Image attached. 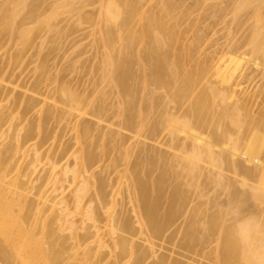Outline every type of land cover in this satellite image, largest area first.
<instances>
[{
	"label": "bare ground",
	"instance_id": "obj_1",
	"mask_svg": "<svg viewBox=\"0 0 264 264\" xmlns=\"http://www.w3.org/2000/svg\"><path fill=\"white\" fill-rule=\"evenodd\" d=\"M46 1H0V49L3 33L18 40L15 52L6 51L8 68L19 58L24 60L25 47L34 45L39 37L35 38L34 32L57 31L53 21L57 10L69 7L74 12L70 16L78 14L77 25H95L90 33L94 36L91 44L101 55L95 62L99 64V82L92 84L91 91L78 92L69 85L72 82L58 78L59 72L48 74L52 68L45 66L44 57L32 68L39 77L34 75L35 81L29 84L31 95L24 92L27 97L23 99L20 93L16 100H22L15 101L14 94L9 98L5 92L3 96V90L16 92L17 87L4 73L8 65L6 70L0 68V259L5 264H189L193 255L210 264H264V115L253 116L257 107L252 104L259 97L248 94L250 100L253 98L250 103L248 96L244 99L246 92L240 84L231 86L228 74L220 75L212 59L202 60V55L194 59L201 37L181 41L182 22L179 16L177 23L175 12L182 0H148L146 7L143 0H52L40 13V5ZM209 1L214 2L220 17L231 14L236 18L249 10V16L240 22L249 30L242 45L249 47L247 60L254 61L264 75V0L195 3ZM97 3L93 16L85 11ZM44 83L54 86L50 91L45 88L48 95L40 92ZM111 94L115 102L106 103ZM9 99H14V108L6 106ZM16 104L22 107L18 109ZM173 105H177L176 111H172ZM109 111L111 117L107 116ZM28 114L37 116L34 124L29 125L31 118L25 120ZM18 115L20 122L14 121ZM248 118L249 128L245 126ZM111 119H118L113 121L117 124ZM51 120L66 121L68 133L74 135L69 136L71 144L70 140L61 144L62 148L69 144L63 150L58 144L61 151L54 152L59 153L57 158L41 151L54 139L47 130ZM23 121L27 125H21ZM104 121L111 122L106 131ZM112 125L119 131L111 130ZM145 129L146 137L141 133ZM122 130L131 136L126 137ZM140 133L143 140L149 138L156 146L147 145L149 139L140 141ZM162 146L166 150H161ZM115 147L120 157L111 156ZM136 149L139 161L130 165ZM48 150L51 153V148ZM106 152H110L109 157ZM104 154L111 157L107 168L114 171L123 162L126 187L121 186L123 180L116 189L106 177L96 176L94 166L104 160ZM18 155L23 164L18 163ZM42 155L47 157L46 163ZM118 171L116 174L121 173ZM215 185L221 189L218 192L224 191V199L223 193L217 196L213 192L216 188L211 186ZM125 188L131 205L128 211L123 199L118 204L116 199ZM30 190L35 198H29ZM125 212L130 213L126 216ZM164 243L176 250L158 254ZM178 248L186 255L176 253Z\"/></svg>",
	"mask_w": 264,
	"mask_h": 264
},
{
	"label": "rangeland",
	"instance_id": "obj_2",
	"mask_svg": "<svg viewBox=\"0 0 264 264\" xmlns=\"http://www.w3.org/2000/svg\"><path fill=\"white\" fill-rule=\"evenodd\" d=\"M1 1V0H0ZM28 1H30V0H28ZM52 0H47L45 3H44V5H43V3L41 4V5H43V7H41V5H40V8H41V10L40 9H38V10H40L39 12L41 13V11H43L42 10V8L44 9V8H47L48 7V3H50ZM148 0H143V3L145 4V7L147 6V4H148V2H147ZM181 1V0H180ZM195 1H198V0H182V2H180L181 4L183 3V5L181 6V5H179V11H177V12H175V16H176V18H175V20L177 21V23H180V22H182L181 23V29H180V27H179V29L181 30V32L183 33H181L182 35H181V38L182 39H184V40H182L181 39V41H185L186 40V42L187 41H192V40H194V37L195 36H200L201 37V39H200V43H199V51H198V49L196 50V52L195 51H193L194 53H195V55L196 56H194V59H196V60H199V58L200 57H198L197 58V56H201V57H203V58H200V59H202V60H204L205 58L206 59H212V63L214 64V67H215V69L217 70V72L218 73H220V75H225V74H228V79H229V84L231 85V86H236V84H240V88L242 89V91H243V93H245L244 95H243V97H245L244 99H246V96H248V94L249 95H251L250 97H252V96H256V97H259V98H251V100L253 99V101H255L254 103H253V101H252V104H253V107H254V109L257 107V111L256 110H253V113L255 112V115H253V116H257L258 118H260V117H262L263 115H264V75H261L260 74V71L258 70V69H256L255 68V63H254V61H248L247 60V58H248V56H246L247 55V51H248V49H249V47L248 46H243L242 45V41H244V40H246V36H248L249 34V30L248 29H246V27H248L246 24L244 25V26H241L240 25V22H243L248 16H249V10H246V11H243V12H240L241 14H239V15H237L236 16V18L235 17H233L231 14L229 15V16H223V17H220L221 15L220 14H217L216 12H215V8H213V1H209V2H207V3H204V4H200V3H198V5H197V2L195 3ZM47 5V6H46ZM181 6V7H180ZM225 6V4H222V7H224ZM99 7V4L97 3V4H95V5H91V6H88L87 8H86V10H85V8H84V10L87 12L88 11V13L90 14V15H94V14H91V12H94V11H97V9L96 8H98ZM96 9V10H95ZM187 9V10H186ZM84 10L82 11V12H84ZM182 10L184 11L183 13H185V16H186V18H185V16L183 15V13H182V15H180L181 14V12H182ZM52 10H49V12H51ZM181 11V12H180ZM38 12V13H39ZM48 12V11H47ZM71 11H70V8L69 7H64V8H60V9H58L57 10V15L55 16V18H54V23L56 24V28H57V31L55 30V31H52V32H48L47 30H45L44 29V31L42 32V31H39V34H41V35H38V32L36 31V29H34V31H36V32H34L35 33V38L37 37V36H39V37H37L36 38V40L33 42L34 43V45L33 44H31V45H29V46H27V47H25V49H24V51H25V54H24V52L22 53V56H21V58L23 57V59L24 60H20V58H19V60L17 61L18 63H19V61H20V65L17 63V62H15V63H13V66H12V64H11V67L12 68H8L9 67V65L6 63L8 60H6V55L10 52V54L12 53V52H15L16 50L15 49H17V44H16V42L18 41L17 39H16V37L15 36H9V34H5V33H3V47H2V49H0V68L1 67H4L5 68V66L6 65H8V66H6V68H7V70H6V68H5V70L7 71H5L4 73H8V76L10 77V78H8L7 80L8 81H12L13 82V85H16V87L17 88H14L15 90H16V92H11V93H9L8 91H6V90H3L4 91V94H3V96L4 95H6L5 94V92H7V94H9V98H11V97H13V96H11L12 94H14V99H15V101H20V100H22V98L23 97H27L26 96V94H24V92H26L27 93V95L31 92V89H29L28 87H32V86H30L31 84H33L32 82L33 81H35V79H36V76H34V75H36L33 71V69H34V67L35 66H37V65H35L36 64V61H39V62H41L40 60L42 59V58H44L45 57V59L47 58V56H49L46 60L44 59V62H46L45 63V66L48 64V66H46L47 68H52L51 70H50V72H51V74H50V72L48 73L49 75H52V73H54V75L56 74V73H58V78L59 79H61V80H63L64 81V83H65V80H66V82L69 84V81H70V83L71 84H69L70 86L71 85H73L72 87H74V88H77V90H78V92L79 91H86V92H88V91H91L92 90V88L94 89V86H95V84H97L98 82H97V80H98V77L100 76V72H99V70L97 69V67L99 66V64H97L98 62H99V60H100V58H101V55L99 54V53H96L97 52V50L96 49H98V48H96L97 46H95L94 47V45L93 44H91L92 43V41H93V39H94V36L92 35L91 36V33H93V29L95 28L94 26H92L91 24L92 23H81L80 25H77V15H75L76 17H72V15L70 16L69 15V13H70ZM85 12V13H86ZM24 13H26V9L23 11V13H22V15H24ZM59 13V14H58ZM73 15H74V12H71ZM76 13V12H75ZM97 13V12H96ZM96 13H95V15H96ZM180 13V14H179ZM187 13V14H186ZM47 14L49 15V13H46L45 15L47 16ZM88 14V15H89ZM50 15H52V12H51V14ZM220 15V16H219ZM246 15H248V16H246ZM58 16V17H57ZM179 16H180V18H181V20H180V18H179ZM184 16V17H183ZM239 16V17H238ZM242 16V17H241ZM246 16V17H245ZM96 17V16H95ZM242 18V19H241ZM179 20H180V22H179ZM75 21V22H74ZM176 21L174 22V21H172L173 23H176ZM73 22H74V26H73ZM250 22V21H249ZM248 22V23H249ZM254 21H253V25H254ZM250 24H252V21H251V23ZM33 25V24H32ZM32 25H30V26H32ZM73 26V27H72ZM92 26V27H91ZM137 26V25H136ZM72 27V28H71ZM65 28V29H64ZM240 28V29H239ZM244 28H245V30H244ZM92 29V30H91ZM66 30V31H65ZM184 32H183V31ZM0 31H1V28H0ZM46 31V32H45ZM71 31V32H70ZM73 31H74V33H73ZM92 31V32H91ZM251 31H252V29H251ZM48 32V33H47ZM91 32V33H90ZM263 32H264V29H263ZM42 33H43V35H42ZM68 33V34H67ZM87 33V34H86ZM37 34V35H36ZM49 34V35H48ZM48 35V36H47ZM251 35V34H250ZM14 37H15V39H14ZM41 37V39H39ZM43 37V38H42ZM250 37V36H249ZM248 37V38H249ZM92 40V41H91ZM203 42H202V41ZM248 40V39H247ZM42 41V42H41ZM43 41H44V43H43ZM54 41V42H53ZM237 41V42H236ZM36 42V43H35ZM55 43V44H52V43ZM186 42H184V43H186ZM235 42V43H234ZM39 44L40 46L42 45V43H43V47L41 46V48L38 46V45H35V44ZM181 43V42H180ZM234 43V45L232 46V47H230L232 44ZM90 45V46H89ZM32 46H33V48H32ZM35 46V47H34ZM52 46H54V47H52ZM91 46H93V47H91ZM16 47V48H15ZM31 47V48H30ZM37 47V48H36ZM91 47V48H90ZM51 48V49H50ZM55 48V49H54ZM92 48H94V49H92ZM40 50V53L38 54L37 52H38V50ZM11 50V51H10ZM37 50V51H36ZM43 50V51H42ZM6 51H9V52H6ZM102 50L100 49V52H101ZM36 52V53H35ZM78 52H80L81 53V55H80V53H78ZM99 52V51H98ZM7 53V54H6ZM49 53V54H48ZM43 54H45L44 56H43ZM98 54V55H97ZM193 54V53H192ZM198 54V55H197ZM5 55V56H4ZM36 55V56H35ZM37 55H39L38 56V58H37ZM77 55H78V57H77ZM96 55V56H95ZM99 55H100V58H98L99 57ZM194 55V54H193ZM5 57V60H4V58H2V57ZM34 56V57H33ZM43 56V57H42ZM81 56V57H80ZM77 57V58H76ZM97 57V58H96ZM205 57V58H204ZM76 58V59H75ZM95 59V60H94ZM97 59V60H96ZM32 61V62H31ZM33 61H35V63L33 62ZM92 61H93V63H92ZM5 64H4V63ZM48 62V63H47ZM91 62V63H90ZM95 62H97V63H95ZM2 63V64H1ZM38 63V62H37ZM15 64H16V66H15ZM39 64V63H38ZM96 64V65H95ZM35 65V66H34ZM55 66L54 67V69H53V67L52 66ZM91 67L92 66V68H90L89 66ZM96 69H95V68ZM33 68V69H32ZM13 71H12V70ZM49 69H46V70H48L49 71ZM55 69H56V71H55ZM33 70V71H32ZM90 70V71H89ZM95 70V71H94ZM98 70V71H97ZM12 71V72H11ZM97 71V73H95ZM32 72V73H31ZM37 72V71H36ZM90 72V73H89ZM13 73V74H12ZM18 73V75L20 76V77H18V75H16ZM38 73H39V71H38ZM94 73V75H93V77L92 76H90V75H92V74ZM21 74V75H20ZM33 74V75H32ZM47 74V75H48ZM5 76H7L6 74H4ZM40 75V74H39ZM47 75H46V80H49V79H47ZM63 75V76H62ZM65 75V76H64ZM16 76H17V78H16ZM37 76H38V74H37ZM61 76H62V78H61ZM67 76V77H66ZM12 77V78H11ZM39 77V76H38ZM6 78V77H5ZM48 78H49V76H48ZM89 78H93L92 80L93 81H91ZM17 79V80H16ZM100 80V79H99ZM23 81H24V84H26L27 82H28V84H26V85H24L23 84ZM89 81V82H88ZM91 81V82H90ZM94 81H95V83H94ZM44 82V81H43ZM46 82V81H45ZM48 84H50L49 83V81L47 82ZM45 84L46 86H42L41 87V89H43V90H41L40 89V92L42 91V93H45L44 91H45V88H48V89H46V91H50V89H51V87L53 86H47L48 84ZM80 83V84H79ZM87 83V84H86ZM89 83H91V84H89ZM30 84V85H29ZM43 84V83H42ZM41 84V85H42ZM92 84H94V86L92 85ZM25 86V89L24 90H22L23 88H24V86ZM29 85V86H28ZM55 85V84H54ZM88 85H90V86H88ZM19 86V87H18ZM22 86V87H21ZM83 86V87H82ZM87 86V87H86ZM11 87H13V86H11ZM11 87H9L10 89H11ZM21 87V88H20ZM54 87V86H53ZM53 87H52V89H53ZM79 88H81V89H79ZM90 88V89H89ZM13 89V88H12ZM17 89H18V91H17ZM84 89V90H83ZM88 89V90H87ZM28 90H30V92H28ZM245 90V91H244ZM2 92V91H1ZM18 92H19V95H18ZM20 93H23V96H22V98L20 99V100H16L17 98L16 97H21V94ZM49 94V92H46L45 94H43V95H46V94ZM1 94V95H2ZM11 94V95H10ZM16 94V95H15ZM47 94V95H48ZM18 95V96H17ZM25 95V96H24ZM29 95H31V93L29 94ZM32 95H33V93H32ZM38 95H40V94H38ZM38 95H36L37 97H38ZM246 95V96H245ZM3 96H0V97H3ZM35 96V97H36ZM40 96H42V95H40ZM40 96L38 97V98H40ZM115 96V95H114ZM42 97H46V96H42ZM250 97L248 96V99H249V101H250V103H251V100H250ZM4 98H6V97H4ZM2 99V98H1ZM13 99V100H14ZM23 99H25V98H23ZM28 98H26V100H27ZM42 99V98H41ZM110 99V100H109ZM107 98V101H106V103H110V104H112V103H114L115 102V100H113L114 99V97H112V94L110 95V98ZM247 99V100H248ZM262 99V100H261ZM13 100H10L9 99V101H11V103L9 102V104L8 105H6V106H11V108H14L13 106H15V104H14V102H13ZM25 100V101H26ZM109 100V101H108ZM258 100H260V101H258ZM8 101V100H7ZM6 100H5V103L7 102ZM25 101H24V103H23V101H21L22 102V104H24L25 105ZM249 101H247V102H249ZM47 102H48V100H47ZM50 102H52L51 100H50ZM50 102H48V103H50ZM3 103H4V101H3ZM14 105H13V104ZM18 103V102H17ZM21 103H20V105H22ZM260 104V105H259ZM17 105V107H18V105L19 104H16ZM248 105H249V103H248ZM251 105V104H250ZM248 106V107H252V106ZM260 106V107H259ZM22 107V106H21ZM20 107V108H21ZM173 107H174V109L172 108V111H176L177 109H178V107H177V105H173ZM252 107V108H253ZM19 107H18V109H20ZM251 108V109H252ZM260 108V109H259ZM250 108H248V110H249ZM263 110V111H262ZM19 111V110H18ZM17 112V111H16ZM110 112V113H109ZM108 113H107V116L109 115V117H111L110 115H111V111H109ZM32 113V112H31ZM33 114H35L36 115V113H33ZM20 115H18V117H19ZM29 116H32L31 114H28L25 118H27V119H25V120H28V122H29V119L31 118V117H29ZM21 117V116H20ZM14 118V121L16 120V122H17V120L20 122V121H22V117L21 118ZM33 117V116H32ZM87 118H88V116H87ZM90 118V117H89ZM88 118V119H89ZM255 119L254 120H256L257 118L256 117H254ZM21 119V120H20ZM34 119V121L33 122H31L32 120ZM37 119V116H35V118H31L30 119V122H29V125H31L30 123H32V124H34V122H35V120ZM94 120V119H93ZM112 120V122L114 121H116V120H118V119H111ZM37 121V120H36ZM248 121V122H247ZM249 118L246 120V122H247V124H245V126L246 127H248L247 125H249ZM256 121H258V119L256 120ZM255 121V125L257 124V122ZM26 122V123H25ZM54 122V123H56V125L55 124H53V125H51L52 123ZM51 122H49V124L47 125V130H48V128H49V130H51L50 132L51 133H53V134H49V130H48V135H50V136H52V137H50V139L51 138H54V139H52V140H49V141H47L46 143H48V144H46L45 143V145H48V146H44V148L43 149H41V151H43L44 150V154L45 155H48V154H50V156H51V154L52 153H54V152H60L61 150H60V146H61V144L62 143H66V142H68L69 140H70V137L69 136H74V135H72L73 134V132L71 133V134H69L68 133V127H66V125H67V123H66V121H61L60 123H58V120H56V122L54 121V120H51ZM113 122V123H114ZM117 122V121H116ZM259 122V121H258ZM23 123H25L26 125H27V121H23L22 122V124L21 125H24ZM102 124H103V128H104V130L106 129V130H108L107 129V127H108V125L111 123V122H109L108 123V121H107V123L104 121V122H101ZM114 124H117V123H114ZM44 126H45V124H43ZM44 126H43V128H44ZM107 126V127H106ZM116 125H112L111 127H114V128H112L111 130H113V131H115L116 130V128H118L117 126L115 127ZM21 127V126H20ZM110 127V128H111ZM246 127H244L245 129H246ZM46 128V127H45ZM58 128V129H57ZM66 128H68V129H66ZM249 128V127H248ZM247 128V129H248ZM44 130H46V129H44ZM105 130V131H106ZM67 131V132H66ZM70 131V130H69ZM116 131H119V129H117ZM123 131V130H122ZM145 131H146V133H145ZM145 131H143L142 130V132L141 133H143L144 135H145V137L148 135V132H147V129H145ZM232 131H235L234 129H232ZM47 131H45L44 133H46ZM61 132H63V133H61ZM124 132V131H123ZM21 133H23L22 131H21ZM43 133V134H44ZM67 133V134H66ZM140 133V134H141ZM125 134V136L126 137H130L131 136V134L129 133V132H127L126 131V133L124 132L123 133V135ZM127 134H129V135H127ZM47 135V134H46ZM54 135V136H53ZM62 135V136H61ZM63 135H64V137H63ZM65 135H67L66 137H65ZM132 136H133V134H132ZM142 134L140 135V137H139V140L141 141H145V140H143L142 138ZM144 137V136H143ZM144 137V138H145ZM161 137V136H160ZM163 137V136H162ZM65 138V139H64ZM49 139V138H48ZM149 139V138H148ZM148 139H146V141L148 140ZM131 140V139H130ZM152 141V143L150 142V141ZM148 141H147V145H150V144H152V146H153V144H154V141L153 140H151V139H149ZM159 140V139H158ZM63 141V142H62ZM72 141H73V139H72ZM132 141H134V140H132ZM145 141V142H146ZM69 143V142H68ZM72 142H71V140H70V143L69 144H71ZM128 143H131V141H129ZM162 143H164V140L162 141ZM50 144H52V146L50 145ZM60 146H59V145ZM68 144V145H69ZM68 145H65V146H68ZM146 145V144H145ZM144 145V146H145ZM65 146H63V148H62V146H61V148H62V150L64 149V147ZM154 146H156V144H154ZM58 147V148H57ZM147 147V146H146ZM149 148H150V146H148ZM159 147V146H158ZM157 147V148H158ZM163 148L161 149V150H166V147H164V146H162ZM42 148V147H41ZM48 148H51V150H50V152L51 153H47V151H49L48 150ZM56 148V149H55ZM117 147H115V149L113 150V151H111V156L112 157H120L121 155H119V150L118 151H116L117 149H116ZM155 148V147H154ZM46 149V150H45ZM97 149V148H96ZM99 149V148H98ZM54 150V151H53ZM56 150V151H55ZM57 150H60V151H57ZM159 150H160V148H159ZM40 151V152H41ZM46 151V152H45ZM96 152H100V151H98V150H96ZM116 154H115V153ZM120 152H124L122 149H120ZM42 153V152H41ZM47 153V154H46ZM110 153V152H109ZM109 153H105V154H107V156L109 157ZM114 153V154H113ZM121 153V154H122ZM134 153H138V151H137V149L136 150H134L133 151V157H131V159H129V164L130 165H133L134 163H136V162H138L139 161V159H138V157L136 156V154H134ZM32 153H29V156H28V158L30 157V155H31ZM55 154V153H54ZM57 154H58V157H59V153H56L54 156H56V158H57ZM104 154V156L103 155H101V158H102V160H103V158H104V160L103 161H101V159H100V163H102L101 165H100V163H98V164H96V166H94L93 168L95 169H93V171L94 172H98L97 173V175L96 176H99L100 174L102 175V176H104L103 178H105L106 180H107V183L111 186H114V185H116L115 187H116V189L120 186L119 184L121 183V186H122V184L125 182V183H127L125 180V178H122V175H123V170H122V168L124 169V167L122 166L123 165V162L121 163L122 165H120L119 166V168H117V170H119V171H121V173H119V171H118V173L119 174H116L117 173V170L116 171H114V170H112L111 168H107V165L109 164L108 163V160L109 159H111V157L110 158H108L106 155ZM114 156H113V155ZM61 155V154H60ZM44 155H42V158H44V159H42V160H44V161H42L41 162V164L44 162V163H46L47 162V157H43ZM49 156V155H48ZM103 156V157H102ZM18 157H21V155H18ZM51 157H53V155L51 156ZM137 157V158H136ZM55 158V157H54ZM56 158H55V160H56ZM106 158V159H105ZM30 159V158H29ZM53 159V158H52ZM134 159V160H133ZM26 160V159H25ZM106 160V161H105ZM136 160V161H135ZM110 161V160H109ZM70 162V161H69ZM133 162V163H132ZM18 163H24L23 162V158L21 157V159L18 161ZM25 163H26V161H25ZM71 163V162H70ZM104 165H105V167H104ZM42 166H43V164H42ZM42 166H40L39 167V169L40 168H42ZM128 167H130L129 165H128ZM107 168V169H106ZM112 170V171H111ZM111 171V172H110ZM93 172V173H94ZM111 173V174H113V175H111V174H106V173ZM156 173H158V171H155ZM102 173H105L104 175L102 174ZM156 173H154V174H156ZM42 175V174H41ZM106 175V176H105ZM119 175V176H118ZM37 176V175H36ZM101 176V177H102ZM35 179L36 177H35V175L33 176V177H31V179ZM117 178V179H116ZM33 179V180H34ZM116 179V180H115ZM94 180V179H93ZM110 180L112 181V182H110ZM120 180L122 181V182H120ZM116 182V183H113V182ZM91 182H92V179H91ZM94 182H95V180H94ZM93 182V183H94ZM118 182H120L119 184H118ZM124 183V184H125ZM123 184V187H126L125 185ZM213 185V184H212ZM111 186V187H112ZM122 187V188H123ZM209 187H210V185H209ZM208 186H207V190H209L210 188H209ZM218 187V188H217ZM216 187V185H215V187L213 186H211V188L213 189V188H216V189H214L213 190V192H215V193H217V196H218V194L221 192H218L219 190H221V189H219L220 187L219 186H217ZM188 188V187H187ZM190 188V189H189ZM188 189H189V191H193L194 189L192 188V187H189ZM109 190L111 189L110 187L108 188ZM113 189V188H112ZM187 189V190H188ZM124 189H122V191H121V193H123V194H125V193H127V191H126V188H125V190L123 191ZM125 192V193H124ZM33 191L31 192V190H30V194H29V198H33L34 196H33ZM120 193V194H121ZM214 193V195L216 196V194ZM221 193H223V194H221V196H222V199H224V197H223V195H224V191L223 192H221ZM120 194H118V195H120ZM123 194H121L122 195V197H116V199H117V204H118V202H120L122 199V201H121V203L123 202V206H124V208H125V210H127V209H130L131 210V205L129 204V197H128V195L127 194H125V196L123 195ZM211 191H210V196H211ZM118 195H116V196H118ZM127 196V197H126ZM213 196V195H212ZM226 196V195H225ZM124 197H125V199H124ZM35 198V197H34ZM120 198H121V200H120ZM226 198H228L227 196H226ZM221 199V198H220ZM118 200H120V201H118ZM126 200H128V201H126ZM202 200V199H201ZM200 200V201H201ZM218 200H219V198H218ZM227 200V199H226ZM220 201V200H219ZM222 201V200H221ZM225 201V200H224ZM127 202V203H126ZM126 205V206H125ZM127 205H129V206H127ZM128 207V208H127ZM119 208V206L117 207V209ZM213 209H214V207H213ZM128 211V210H127ZM126 214V216H127V214L128 213H130V212H125ZM130 215V214H129ZM132 215V214H131ZM130 215V216H131ZM158 242V241H157ZM165 244V245H164ZM163 244V246H164V249L162 248V249H160V250H158V254H160V253H164V254H170V252L172 251V250H176V248L174 249L170 244H168V243H164ZM172 247V249H171V247ZM165 251V252H164ZM167 252V253H166ZM176 253H180V254H182L183 253V255L186 253V252H184V251H182L181 249L179 250V248L177 249V252ZM177 256H179L178 254H176ZM175 254H173L172 256L174 257V258H178L177 256H176ZM186 255V254H185ZM188 255V254H187ZM190 256V255H189ZM195 257V256H194ZM193 257V255L191 256V260H189L188 262H189V264H198V263H202V262H204L203 264H210V262H208L207 260H205V259H203V258H201V257H195L194 258ZM179 258H181L180 256H179ZM196 259V260H194V259ZM182 260H183V258H181ZM200 259V260H199ZM185 260V259H184ZM4 261V260H3ZM1 259H0V263L1 264H5V262H3ZM196 261H199V262H196Z\"/></svg>",
	"mask_w": 264,
	"mask_h": 264
}]
</instances>
